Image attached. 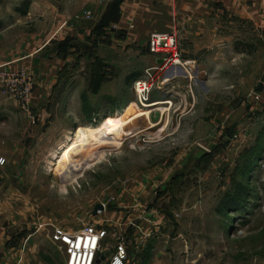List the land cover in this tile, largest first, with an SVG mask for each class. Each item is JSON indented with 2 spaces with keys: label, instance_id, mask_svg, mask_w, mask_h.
Masks as SVG:
<instances>
[{
  "label": "crops",
  "instance_id": "1",
  "mask_svg": "<svg viewBox=\"0 0 264 264\" xmlns=\"http://www.w3.org/2000/svg\"><path fill=\"white\" fill-rule=\"evenodd\" d=\"M84 11H89V18L83 16ZM100 22L103 26L96 34L94 27ZM170 30L177 31L181 57L193 61L194 98L190 102L184 90L175 105L176 118L171 126L163 119L157 135L170 128L164 135L180 138L181 130H190L205 144L223 143L218 154L236 156L247 141L254 142L256 122L264 115V0H0V64L23 68L31 76L34 108L59 72L86 47L93 51L117 43L142 47L151 31ZM149 57L156 63L158 58ZM174 72L179 74L177 68ZM250 92L259 94L258 102L245 101ZM219 96L220 102L210 103ZM148 100L162 102L164 110L157 116L162 118L169 111L170 99L150 92ZM197 100L206 102L198 105ZM203 111L213 114L203 116ZM152 122L148 120L143 130L155 126ZM41 123L26 125L30 129L26 145L9 136L0 139L2 150L5 145L15 150L11 155L0 153L3 176L16 180L25 170L31 172L28 164L37 156V140L46 134L39 130ZM209 167H213L211 162ZM1 184L0 191L12 186ZM142 188L139 192L144 194ZM227 189L228 185L221 193ZM116 191L115 208L104 210L99 218L123 231L127 247L135 253L129 264H140L144 249L149 253L147 264H230L228 219L218 210L219 199L187 200L174 207L157 200L137 201L129 185ZM3 205L0 201V208ZM205 222L215 229L204 232ZM3 225L0 216V264H15L18 251L6 244ZM233 243L234 252L243 251Z\"/></svg>",
  "mask_w": 264,
  "mask_h": 264
},
{
  "label": "rangeland",
  "instance_id": "2",
  "mask_svg": "<svg viewBox=\"0 0 264 264\" xmlns=\"http://www.w3.org/2000/svg\"><path fill=\"white\" fill-rule=\"evenodd\" d=\"M149 55L146 45L132 48L117 43L113 48L101 47L94 51L91 46L86 47L74 58L76 61L59 72L47 95L39 97V104L33 108L31 102L29 115L0 95V139L9 136L26 145V133L30 132L28 126L42 122L39 130L46 131L37 140V156L28 164L30 173L25 170L22 172L25 175L12 180V177L3 176L4 162L0 164L1 185L10 183L13 186L0 191V201L4 203L0 216L4 217L6 244L18 251L15 264H64L63 255L48 240L51 224L75 230L82 223L100 219L99 213L92 212L94 205L102 203L105 212L111 209L117 203L108 201L109 197L114 195V199L117 198L116 190L127 185L131 186L137 201L157 200L162 205L168 202L176 207L187 200H217L222 195L221 189L232 185L238 161L252 153L249 152L252 147H255L256 153L248 165L246 181L251 196L242 214H228L232 218L227 226L230 235L228 261L230 264L252 261L264 264V115L256 122L254 142L247 141L236 156L232 153L226 155L223 151L218 154L223 149V143L216 142L214 146L205 144L204 139L198 140V133H191L190 130H181L183 135L180 138L175 134L164 135L170 128L157 135L156 128L163 119L171 126L176 118L179 110H175V105L182 92L193 89L192 84L188 87L185 79H179L174 86L150 91L158 98H167L171 102L169 111L164 112L162 118L157 116L153 120L152 125L155 126L143 130L149 119L140 117L128 127L122 142L119 139L114 142L115 145L95 154L80 153L64 172H58L60 158L82 132H96L125 111H135L136 114V110L138 112L139 108L152 103L139 104L130 88L131 82L127 80L129 75L135 73L141 76L144 70L154 65ZM163 77L170 78L166 71ZM188 94V100L192 102L194 96H191V91ZM221 98H214L210 103L216 105ZM196 102L201 105L206 101ZM200 114L210 117L213 113L203 111ZM2 146L0 143V153L3 151L11 155L15 151L11 145H5L3 150ZM199 150L209 156L205 164L198 160ZM181 153L188 156L184 159H181L182 156L174 157ZM226 156L227 159H224ZM181 171L182 176L177 177V181L169 182L172 175ZM235 179L244 180L236 173ZM140 186H143L144 194L139 192ZM213 229L214 226L205 222L204 232ZM233 241L243 249L242 252H234ZM126 249L129 264L135 253L130 246L126 245ZM213 261L217 260L213 258Z\"/></svg>",
  "mask_w": 264,
  "mask_h": 264
},
{
  "label": "built area",
  "instance_id": "3",
  "mask_svg": "<svg viewBox=\"0 0 264 264\" xmlns=\"http://www.w3.org/2000/svg\"><path fill=\"white\" fill-rule=\"evenodd\" d=\"M83 16L89 18V11H84ZM146 49L150 55L159 58L161 62L154 63L143 71V75L131 81L130 88L139 104L147 103L152 89L174 86L179 79L187 80L188 87H191L190 72L193 61L181 57L177 31H151L146 39ZM175 68L181 72L179 75L175 74ZM165 70L170 78L164 79L161 76L159 80H156ZM32 88V78L24 69H8L4 64H0V95L13 101L18 110L28 115L31 114L32 109ZM245 101L258 102L259 94L250 92L246 95ZM30 122L33 123L34 119ZM3 161L0 157V164ZM108 201H114V197L110 196ZM103 211L104 205L96 213L100 214ZM107 238L109 241H106ZM48 240L63 255L64 264H128L124 233L119 226L116 227L106 220L85 222L75 230L51 224ZM105 251L108 253L103 260L95 263V259ZM248 264L258 263L252 261Z\"/></svg>",
  "mask_w": 264,
  "mask_h": 264
},
{
  "label": "bare ground",
  "instance_id": "4",
  "mask_svg": "<svg viewBox=\"0 0 264 264\" xmlns=\"http://www.w3.org/2000/svg\"><path fill=\"white\" fill-rule=\"evenodd\" d=\"M163 110L164 107L162 106L161 102L156 100V102H152L148 105H145L144 107L139 108L138 112L136 110V114L135 111H132L131 113L125 111L127 114L124 113L122 116H119V118L105 123L96 132H82L78 139H75L76 141L74 140L73 144L67 148V150H65L66 152L64 154L67 155H62L63 157L60 158V162H58V172H64L65 168L69 167L76 161L80 153L87 152V155L95 154L98 150L109 148L115 145L114 142L119 141V139L122 142V140L125 138L124 136H126L128 133V127L132 125L136 119L140 117L149 119V115L154 113V111L161 114Z\"/></svg>",
  "mask_w": 264,
  "mask_h": 264
},
{
  "label": "trees",
  "instance_id": "5",
  "mask_svg": "<svg viewBox=\"0 0 264 264\" xmlns=\"http://www.w3.org/2000/svg\"><path fill=\"white\" fill-rule=\"evenodd\" d=\"M103 26V23H98L95 27V33L99 34L100 29ZM139 77L138 74H131L127 78V80H130V82ZM253 151V152H252ZM249 152L247 157H242L240 162L238 161V165L234 171V179L231 181V186L228 187V189L221 195L219 200L221 201V206L219 207V211L222 212L223 215L227 216L228 221H230L232 218L228 217L229 212H236L238 214H242L241 212L243 211L245 205L248 203V197H250V188L247 186V176H248V165L252 162V157L255 155L256 150L255 147H252ZM209 159V156L205 153H201L199 155L198 160L201 162H204V164L207 162ZM203 164V165H204ZM182 172H179L178 175L174 174L170 178L169 182H172V180L177 181V177L182 176ZM235 173L236 175H240L242 180H236L235 179ZM178 183V182H177ZM239 216V215H238ZM229 223V222H228ZM149 259V253L147 251L142 252V256L140 257V264H147V261Z\"/></svg>",
  "mask_w": 264,
  "mask_h": 264
},
{
  "label": "water",
  "instance_id": "6",
  "mask_svg": "<svg viewBox=\"0 0 264 264\" xmlns=\"http://www.w3.org/2000/svg\"><path fill=\"white\" fill-rule=\"evenodd\" d=\"M160 59H156V63H160ZM154 100H148L147 103L153 102ZM157 117V112L152 113L149 115V120L153 121ZM103 208V205L101 203H97L93 207V213H95L97 210H101ZM107 251L103 252L97 259H95V263H98V261L103 260V258L107 255Z\"/></svg>",
  "mask_w": 264,
  "mask_h": 264
}]
</instances>
